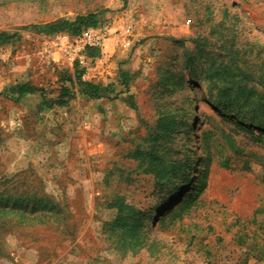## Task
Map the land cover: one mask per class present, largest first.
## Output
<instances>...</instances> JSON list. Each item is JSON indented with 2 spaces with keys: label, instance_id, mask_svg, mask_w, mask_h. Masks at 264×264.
Wrapping results in <instances>:
<instances>
[{
  "label": "rangeland",
  "instance_id": "374dc122",
  "mask_svg": "<svg viewBox=\"0 0 264 264\" xmlns=\"http://www.w3.org/2000/svg\"><path fill=\"white\" fill-rule=\"evenodd\" d=\"M90 13L98 57L56 44ZM198 39L256 64L264 0H0V264H264V130L204 99ZM77 67L108 91L9 92Z\"/></svg>",
  "mask_w": 264,
  "mask_h": 264
},
{
  "label": "trees",
  "instance_id": "16d2710c",
  "mask_svg": "<svg viewBox=\"0 0 264 264\" xmlns=\"http://www.w3.org/2000/svg\"><path fill=\"white\" fill-rule=\"evenodd\" d=\"M101 24L96 14L78 15L73 20H63L50 26L52 33H67L76 37L89 27H97ZM199 53H207L210 59L205 60L202 68L209 81L208 93L204 99L210 102L218 110L223 120H230L242 129H248L254 134L252 126L264 130V42L256 40L253 45L259 47L255 55L258 62L249 63L243 57L241 49L234 43L229 47L219 46L218 51L203 48L212 47L209 42L194 41ZM99 48L87 47V57H98ZM253 53V52H252ZM249 63V64H248ZM248 64V65H245ZM83 69L77 67L74 74L63 73L59 77L58 96L54 100L45 99V90L30 83H18L9 89L11 94L18 96L40 93L42 104L47 107L65 106L76 93L90 99L102 97L108 88L82 78ZM123 79H128L122 73ZM169 123H164L163 128L170 129ZM264 133V131H263ZM262 133V134H263ZM261 138V137H260ZM258 140H261V139Z\"/></svg>",
  "mask_w": 264,
  "mask_h": 264
},
{
  "label": "built area",
  "instance_id": "2783aa9c",
  "mask_svg": "<svg viewBox=\"0 0 264 264\" xmlns=\"http://www.w3.org/2000/svg\"><path fill=\"white\" fill-rule=\"evenodd\" d=\"M111 34L112 31L110 25L100 24L97 27L86 28L80 35L74 38L67 33H61L57 36L56 44H59L58 41L71 42L69 46L70 51L79 54V52H81V50L86 47H102L109 39ZM127 44H129V42ZM77 56L79 60H83V53L82 55L80 54Z\"/></svg>",
  "mask_w": 264,
  "mask_h": 264
},
{
  "label": "bare ground",
  "instance_id": "6f19581e",
  "mask_svg": "<svg viewBox=\"0 0 264 264\" xmlns=\"http://www.w3.org/2000/svg\"><path fill=\"white\" fill-rule=\"evenodd\" d=\"M238 8V7H237Z\"/></svg>",
  "mask_w": 264,
  "mask_h": 264
}]
</instances>
